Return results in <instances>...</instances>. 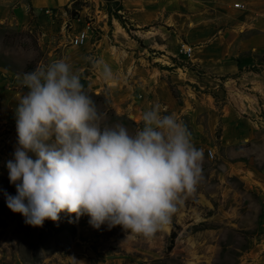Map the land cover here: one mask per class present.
I'll list each match as a JSON object with an SVG mask.
<instances>
[{"label":"rangeland","instance_id":"374dc122","mask_svg":"<svg viewBox=\"0 0 264 264\" xmlns=\"http://www.w3.org/2000/svg\"><path fill=\"white\" fill-rule=\"evenodd\" d=\"M59 12L64 20L48 12L41 23L13 27L0 22V264H264V106L259 104L257 83L252 89L244 88L245 92L228 85V89L207 90L177 82L173 73H165L172 99L158 104L161 114L174 115L185 125L203 159L193 190L179 194L170 222L149 237L119 225L107 228L102 224L96 229L86 214L77 218L66 212L56 222L45 219L42 226H30L6 206L4 191L15 194L5 163L17 146L15 107L27 91L21 84L23 73L64 59L102 114V125L119 123L131 134L142 126L141 113L151 108L142 104V93L137 97L143 90L138 85L143 66L182 64L147 45L152 33L132 25L119 0H73L65 12ZM74 21L84 27L89 23L87 40L79 48L70 43ZM120 34L136 48L124 44ZM80 50L87 57L75 62L79 53L72 55L76 59L69 53ZM133 57H137L141 76L134 71ZM88 58L107 64L118 85L108 87L101 69L93 68ZM263 61L261 52L240 58L250 71ZM87 77L99 79L102 85L87 86L83 83ZM229 96L240 100L250 121L241 133L226 135L224 129L232 127L221 115Z\"/></svg>","mask_w":264,"mask_h":264},{"label":"clouds","instance_id":"9594fccd","mask_svg":"<svg viewBox=\"0 0 264 264\" xmlns=\"http://www.w3.org/2000/svg\"><path fill=\"white\" fill-rule=\"evenodd\" d=\"M88 59L108 87L118 85L107 64ZM21 84L27 91L15 107L17 146L5 163L15 186L14 195L3 193L12 212L30 226L56 222L61 212L86 214L93 228L119 225L145 237L170 222L179 194L198 182L203 159L181 121L154 104L134 133L102 125L62 58L23 73Z\"/></svg>","mask_w":264,"mask_h":264},{"label":"crops","instance_id":"0c3cea01","mask_svg":"<svg viewBox=\"0 0 264 264\" xmlns=\"http://www.w3.org/2000/svg\"><path fill=\"white\" fill-rule=\"evenodd\" d=\"M72 1L0 0V22L13 27L41 23L49 16L46 14L48 12L59 14L64 20L59 11L65 12ZM119 1L132 25L146 27L152 33L151 42L147 44L151 49L164 51L182 62L181 65L171 62L166 68L143 66L144 75L141 76L142 69L136 61L137 57H133V66L136 68L134 71L142 79L138 85L143 90L137 93V97H141L142 93L144 106L172 99L167 94L165 73H173L177 82L207 90L228 89V85L239 92H245L244 88L252 89L253 83H257L261 99L259 104L264 106V63H258V69L250 71L245 63L236 60L246 54H264V0ZM234 2H239L241 7H235ZM74 28L76 32L83 29L84 25L80 21H74ZM119 37L131 49L136 48V44L129 38H124L121 34ZM183 42L191 46L189 58L179 52V46ZM79 47L81 46L75 48ZM81 52L84 51H72L69 56L74 58L72 55L79 53V57L74 59L75 62H81L87 57ZM151 54L154 55L155 52L151 51ZM154 58L155 56L152 57ZM83 79L87 86L102 85L99 79ZM232 99L236 102H231ZM225 100L228 103L223 104L225 111L221 115L222 121L232 127L231 130L224 129L225 134L231 135L233 131L241 133L250 121L245 114L249 112L242 110L240 100L235 96H229Z\"/></svg>","mask_w":264,"mask_h":264},{"label":"built area","instance_id":"2783aa9c","mask_svg":"<svg viewBox=\"0 0 264 264\" xmlns=\"http://www.w3.org/2000/svg\"><path fill=\"white\" fill-rule=\"evenodd\" d=\"M234 6L241 7V4L239 2H234ZM87 30H89V24L85 23V27L83 29L78 30L71 34L70 43L73 46H81L87 40L88 37ZM179 52L185 55L187 58H189L191 55V46L183 42L179 46ZM208 153L209 156H212L211 150H209Z\"/></svg>","mask_w":264,"mask_h":264},{"label":"trees","instance_id":"16d2710c","mask_svg":"<svg viewBox=\"0 0 264 264\" xmlns=\"http://www.w3.org/2000/svg\"><path fill=\"white\" fill-rule=\"evenodd\" d=\"M236 60H237V62H239L240 63V58L238 57V58H236Z\"/></svg>","mask_w":264,"mask_h":264}]
</instances>
